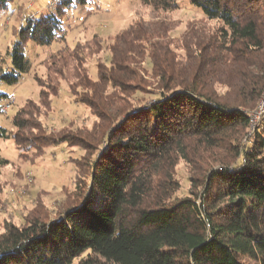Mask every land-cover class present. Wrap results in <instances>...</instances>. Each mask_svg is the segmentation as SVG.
I'll list each match as a JSON object with an SVG mask.
<instances>
[{
	"label": "trees",
	"instance_id": "1",
	"mask_svg": "<svg viewBox=\"0 0 264 264\" xmlns=\"http://www.w3.org/2000/svg\"><path fill=\"white\" fill-rule=\"evenodd\" d=\"M141 1L157 16L180 9L178 0ZM14 2L0 0V14L14 13ZM189 3L201 17L177 42L176 22L137 18L70 46L69 11L91 12L97 0H52L14 27L0 81L15 85L31 72L29 42L59 47L34 75L38 99L18 107L12 128L0 125V140L25 158L61 144L84 154L69 158L63 199L51 206L40 190L17 220L4 217L0 264H74L87 250L111 264H264V115L250 131L264 93V0ZM144 62L157 82L150 101L136 96ZM62 81L95 116L92 128L46 124ZM9 99L0 92V112ZM9 163L0 151V194Z\"/></svg>",
	"mask_w": 264,
	"mask_h": 264
},
{
	"label": "rangeland",
	"instance_id": "2",
	"mask_svg": "<svg viewBox=\"0 0 264 264\" xmlns=\"http://www.w3.org/2000/svg\"><path fill=\"white\" fill-rule=\"evenodd\" d=\"M180 9L171 13L157 16L151 7L146 6L141 0H97L99 6L92 7L91 12L83 7L72 9L68 13L71 28L67 35V43L74 46L77 42H84L95 33L106 38L111 34H116L126 28L133 20L143 19H165L177 23V27L171 32L170 38L175 42L180 39L186 31L188 23L201 17V14L191 7L189 0H178ZM52 0H15L14 13L6 12L0 14V65L6 67L11 63V58L6 55L7 51L15 39L13 29L19 25L24 16L35 12H48L51 8ZM57 43L52 46H42L34 42H29L26 48V56L32 65L31 72L24 75L22 80L15 84H8L0 81V92L10 95V107L6 111L0 112V125L12 128L11 119L18 107L28 98L38 99V86L34 78L35 74H45L44 60L47 55L58 49ZM142 70L143 80L136 82V89H139L140 100L150 101L153 98L157 82L151 77V65L144 62ZM92 66V65H91ZM150 67V68H149ZM91 76L97 77L94 66L91 67ZM135 83V84H136ZM134 104V101H133ZM257 106L252 110L255 111ZM96 121L91 110L82 103L76 102L70 94L68 85L62 81L61 91L58 97L54 98V109L45 118V122L51 129L59 131L71 123L73 126L92 128ZM251 131V130H250ZM0 151L9 159L10 163L3 169L2 191L0 194V231L2 230V220L5 216L12 215L15 220L20 217V213L25 211V206L30 205L29 201L38 195L40 190H46L45 199L52 206L57 201L64 198V187H71V179L74 174L72 157L82 158L84 151L78 146L67 147L61 144L56 147L47 148L41 155L21 157L18 155L14 141L11 139L0 140ZM70 158V160H69ZM178 174L185 189L189 188L187 165L180 161L177 165ZM44 193V192H43ZM27 201V203H26ZM93 257L100 264H111L105 261L98 250H87L75 259L74 264H80L85 258Z\"/></svg>",
	"mask_w": 264,
	"mask_h": 264
},
{
	"label": "built area",
	"instance_id": "3",
	"mask_svg": "<svg viewBox=\"0 0 264 264\" xmlns=\"http://www.w3.org/2000/svg\"><path fill=\"white\" fill-rule=\"evenodd\" d=\"M9 107H10V102L9 103L6 102L2 107L3 111H6ZM263 115H264V93L259 100V104H258L257 109L255 111H253L250 115V130H251V132L257 128L258 123L260 122Z\"/></svg>",
	"mask_w": 264,
	"mask_h": 264
}]
</instances>
